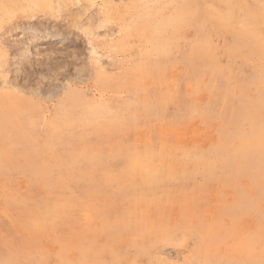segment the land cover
Returning <instances> with one entry per match:
<instances>
[{"label": "rangeland", "instance_id": "1", "mask_svg": "<svg viewBox=\"0 0 264 264\" xmlns=\"http://www.w3.org/2000/svg\"><path fill=\"white\" fill-rule=\"evenodd\" d=\"M263 10L0 0V264H264Z\"/></svg>", "mask_w": 264, "mask_h": 264}, {"label": "bare ground", "instance_id": "2", "mask_svg": "<svg viewBox=\"0 0 264 264\" xmlns=\"http://www.w3.org/2000/svg\"><path fill=\"white\" fill-rule=\"evenodd\" d=\"M262 5V4H261ZM260 5V6H261ZM256 6H258V4L256 5ZM260 6H259V8H260ZM255 8V7H254ZM190 10V9H189ZM256 10V9H255ZM191 11V10H190ZM250 11H252V9H250ZM264 11V10H263ZM253 13V12H252ZM261 14V13H260ZM263 14V16H264V12L262 13ZM261 14V15H262ZM251 15V14H250ZM253 15V14H252ZM255 15V14H254ZM255 17H257V16H255ZM256 22V21H255ZM252 23V22H251ZM250 27V26H249ZM253 30V28H248V31L249 32H253L252 31ZM45 32H47V31H45ZM50 34H52V33H50ZM249 34V33H248ZM54 36H56V35H54ZM255 37V36H254ZM264 39V38H263ZM262 39V40H263ZM61 42L62 41H64V39H61L60 40ZM155 42V41H154ZM66 42H62V43H60V44H65ZM261 44H262V42H261ZM92 54L94 55V56H96V57H99V54L95 51V50H92ZM136 77V76H135ZM1 95V94H0ZM193 103V102H192ZM232 104V103H231ZM229 106V105H228ZM152 118V117H151ZM22 126V125H21ZM23 127V126H22ZM149 135V134H148ZM31 137V136H30ZM153 137V136H152ZM258 148V147H257ZM259 150V149H258ZM259 151H261V150H259ZM253 154H254V152H253ZM254 156V155H253ZM259 157H260V155H259ZM257 159V158H256ZM253 160V159H252ZM133 161V160H132ZM136 162V161H135ZM143 162V161H142ZM134 163V162H133ZM133 165H135V164H133ZM136 166V165H135ZM264 167V166H263ZM132 169V168H131ZM135 169V168H134ZM133 170V169H132ZM134 171V170H133ZM150 172V171H149ZM150 174H152L151 172H150ZM161 176V175H160ZM123 177V176H122ZM159 183V182H158ZM138 184V183H137ZM139 185V184H138ZM147 186H148V183H147ZM156 186V185H155ZM133 187V186H132ZM135 187V186H134ZM139 187V186H138ZM129 188H131V187H129ZM146 188V187H145ZM151 188H153V187H151ZM132 190V189H131ZM134 190H135V188H134ZM149 190V189H148ZM139 196V195H138ZM133 197V196H132ZM143 198V197H142ZM118 199V198H117ZM140 201V200H139ZM135 202V201H134ZM29 215V214H28ZM29 217V216H28ZM162 217V216H161ZM144 232H145V230H144ZM158 243V242H157ZM200 260V259H199Z\"/></svg>", "mask_w": 264, "mask_h": 264}]
</instances>
